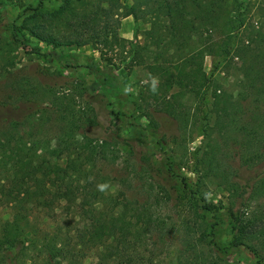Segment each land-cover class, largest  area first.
<instances>
[{"label": "trees", "instance_id": "1", "mask_svg": "<svg viewBox=\"0 0 264 264\" xmlns=\"http://www.w3.org/2000/svg\"><path fill=\"white\" fill-rule=\"evenodd\" d=\"M243 10L239 0H35L23 6L11 39L25 48L26 34L59 62L93 74L120 127L108 138L93 136L94 111L79 123L59 114L51 134L46 110L28 118L31 127L0 124V205L11 209L0 221V264H82L87 256L93 264H226L239 250L251 264H264V2L257 27L248 28ZM130 15L149 24L143 44L118 33L121 17ZM86 45L98 57L79 62L57 50ZM114 51L158 77L155 109L177 120L183 134L200 123L194 179L181 172L154 117L144 115L147 124L131 119L126 82L109 56ZM207 55L226 68L241 57L235 93L205 74ZM0 58L5 75L14 61L6 43ZM12 90L29 99V92ZM209 90V109L199 120L182 99L206 100ZM120 144L131 153L136 145L152 150L130 164L138 193L111 190L100 171V164L117 161ZM208 180L227 192L226 204L208 199ZM165 205L178 208L176 219L162 215ZM34 209L55 225L41 229L31 218Z\"/></svg>", "mask_w": 264, "mask_h": 264}, {"label": "rangeland", "instance_id": "2", "mask_svg": "<svg viewBox=\"0 0 264 264\" xmlns=\"http://www.w3.org/2000/svg\"><path fill=\"white\" fill-rule=\"evenodd\" d=\"M125 1L130 3L131 0ZM239 1L244 4L243 12L248 28L253 25L257 27L260 24L259 6L263 4L264 0ZM34 3L35 0H0V48L6 43L14 60L7 67L5 75H0V101H3L0 104V124L9 121H20L25 124L29 117L35 116L37 118L42 110H46L48 113L45 117V127L49 129L48 132L51 134L53 128L62 119L59 114L65 117L74 116L77 118L76 122L79 123L80 120L92 116L94 111L97 114L98 125L88 129L91 130L93 136L108 138L115 129L120 127V121L109 112L106 100L100 96V85L95 76L85 71L82 66L73 68L68 65L69 63L66 65V62H59L54 59L48 53L49 47L26 34L24 35L27 40L25 48L11 39L10 27L14 22L19 24L18 14L20 10L23 6ZM148 27L149 24L145 20L135 21L131 15L124 16L121 17L118 33L125 39L143 44L145 41L144 30ZM57 50L73 54L79 62H84L85 56L89 54H95L98 57V53H94L89 45L58 48ZM109 56H112L117 66V73L126 82L125 98L127 108L133 113L131 119L147 124L148 121L144 115L150 114L154 117L158 122L159 132L165 137L169 153L180 167L181 172L194 179L195 158L193 152L202 141V136L199 133L200 123L191 127L187 135L183 134L181 125L177 120L165 112L155 109L158 105L156 94L159 95L161 92L158 77L144 65L136 64L131 55H120L119 51H114ZM122 56H126L125 59H122ZM2 63L0 58V65ZM216 64L218 67L215 66ZM231 65L226 68L225 63H219L217 57L207 55L204 58L203 70L206 75L235 93L236 80L240 75L239 67L242 65L241 57H235ZM13 85L24 92H29V99H18V93L12 90ZM209 92L210 90L206 100L197 99L194 102L192 99L187 100V97L182 99L187 105L192 106L191 114L197 111L199 120L209 109ZM56 98H59V101L53 103ZM53 111L58 113H53ZM31 124L36 123L33 121ZM25 125V127H31L28 123ZM145 156H152V150L145 151L136 145L135 153H131L125 144H120L117 161L113 164L105 162L100 164L101 173L111 179L110 189L129 190L130 193H138L140 191L139 182L132 179L134 169L130 164L135 165L139 159ZM251 172L253 173V171ZM124 178L133 181V183H126ZM204 190L209 200L219 205L226 204L227 192L214 180H208ZM177 209L173 205H165L161 209L162 215L176 219ZM10 214V208L0 205V221L8 218ZM61 217L64 218L63 215ZM31 218L41 229H49L55 225L38 209L33 210ZM164 256L165 251H163L160 259ZM93 263L92 256H87L82 262V264ZM226 264H251V260L244 251L239 250L230 256Z\"/></svg>", "mask_w": 264, "mask_h": 264}]
</instances>
